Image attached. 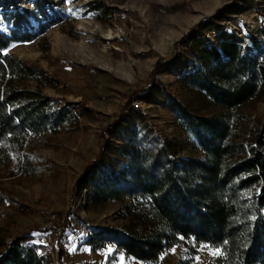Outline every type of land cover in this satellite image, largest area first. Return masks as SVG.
Segmentation results:
<instances>
[{
	"label": "trees",
	"instance_id": "1",
	"mask_svg": "<svg viewBox=\"0 0 264 264\" xmlns=\"http://www.w3.org/2000/svg\"><path fill=\"white\" fill-rule=\"evenodd\" d=\"M0 3L8 30H0V166L13 161L29 173L35 159L22 153L29 137L76 130L81 119H93L95 112L81 101L43 94L41 86L53 84L52 77L8 51L59 22L54 1L31 0V7L16 0ZM99 5V0L88 3L105 21L103 14L114 11ZM226 20V5L203 18L185 36L181 55L158 59L148 85L129 95L127 105L140 93L158 100L151 89L155 74L168 62L183 70L179 80L185 87L225 112L264 98V48L250 33L253 47H244ZM208 31L217 33L215 41L205 38ZM30 81L36 89L24 86ZM157 91L200 157L179 155L142 119H126L122 109L102 131L101 149L78 178L75 194L86 189L95 205L129 202V211L133 205L139 213L125 228L96 226L85 235L78 229L82 219L73 215L75 221L69 220L64 230L92 251L112 247L116 260L159 264L165 251L190 240L218 250L216 264H264V124L252 143L235 142L228 119L197 115L164 86ZM3 198L0 192V202ZM43 238L42 227L15 237L0 253V264H51Z\"/></svg>",
	"mask_w": 264,
	"mask_h": 264
},
{
	"label": "rangeland",
	"instance_id": "2",
	"mask_svg": "<svg viewBox=\"0 0 264 264\" xmlns=\"http://www.w3.org/2000/svg\"><path fill=\"white\" fill-rule=\"evenodd\" d=\"M53 1L59 22L31 41L13 43L8 51L52 77L53 84L41 86L43 94L81 101L95 116L81 119L76 130L29 137L22 152L35 159V168L29 173L18 170L13 161L0 166L4 197L0 202V253L15 237L42 227L51 264H145L126 257L116 260L110 246L92 251L81 245L73 232L64 230L69 220L75 221L73 215L82 219L78 229L81 223L89 228H125L139 213L133 205L129 211V202L91 203L86 189L75 194L77 180L101 149L105 126L124 108L126 119H142L155 135L171 142L179 155L200 157L193 139L161 104L157 91L161 85L195 114L228 119L233 127L232 141L252 143L264 124V98L225 112L185 87L179 80L183 70L169 62L155 74L151 91L157 101L141 93L133 98L142 101L138 109L131 107L133 100L128 105L127 101L129 95L148 85L147 76L158 59L180 54L190 30L225 5L230 17L225 22L243 38V46L253 47L247 36L250 33L264 48V0H99L101 8L106 5L114 11L102 13L105 21L88 6L93 0ZM16 2L31 7V0ZM0 30L8 32L1 16ZM216 37L213 31L205 34L210 42ZM24 86L37 88L35 81ZM218 254L207 245L185 240L165 251L159 264H216Z\"/></svg>",
	"mask_w": 264,
	"mask_h": 264
},
{
	"label": "built area",
	"instance_id": "3",
	"mask_svg": "<svg viewBox=\"0 0 264 264\" xmlns=\"http://www.w3.org/2000/svg\"><path fill=\"white\" fill-rule=\"evenodd\" d=\"M142 105V101H140V99H135V100H133L132 101V103H131V107H133V109H138L140 106ZM79 229L83 232V234L85 235V234H87L88 232H89V227L87 226V225H85V224H83V223H81L80 225H79ZM50 238H51V235L50 234H48L47 235V239L50 241Z\"/></svg>",
	"mask_w": 264,
	"mask_h": 264
}]
</instances>
